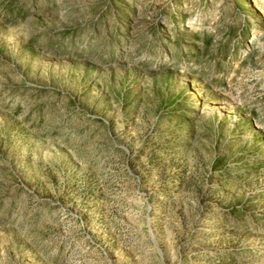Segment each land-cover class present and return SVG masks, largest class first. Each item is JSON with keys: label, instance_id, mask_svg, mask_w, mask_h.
<instances>
[{"label": "rangeland", "instance_id": "rangeland-1", "mask_svg": "<svg viewBox=\"0 0 264 264\" xmlns=\"http://www.w3.org/2000/svg\"><path fill=\"white\" fill-rule=\"evenodd\" d=\"M0 264H264V0H0Z\"/></svg>", "mask_w": 264, "mask_h": 264}, {"label": "trees", "instance_id": "trees-1", "mask_svg": "<svg viewBox=\"0 0 264 264\" xmlns=\"http://www.w3.org/2000/svg\"><path fill=\"white\" fill-rule=\"evenodd\" d=\"M107 3H108V8L110 7V4L112 3V0H107ZM175 40H176V48L177 49H180V47H181V45H180V43L178 42V39H176L175 38ZM179 43V44H178ZM194 47V46H193Z\"/></svg>", "mask_w": 264, "mask_h": 264}]
</instances>
